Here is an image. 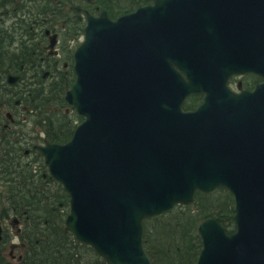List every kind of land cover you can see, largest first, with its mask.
<instances>
[{"label": "water", "instance_id": "water-1", "mask_svg": "<svg viewBox=\"0 0 264 264\" xmlns=\"http://www.w3.org/2000/svg\"><path fill=\"white\" fill-rule=\"evenodd\" d=\"M154 1L86 15L63 94L82 120L63 143L35 144L68 196L63 231L106 264H151L142 220L219 187L235 231L199 221L196 264H264V0ZM251 69L252 91L227 88ZM192 92L204 98L185 111Z\"/></svg>", "mask_w": 264, "mask_h": 264}, {"label": "flooded vegetation", "instance_id": "flooded-vegetation-1", "mask_svg": "<svg viewBox=\"0 0 264 264\" xmlns=\"http://www.w3.org/2000/svg\"><path fill=\"white\" fill-rule=\"evenodd\" d=\"M154 3V0H0V173L2 167L13 171L23 169L25 164L35 175L37 166L30 165L31 161L26 158L35 155L39 162L43 159L35 144L41 145L43 140H47L44 130L58 128L59 122L54 113V125L50 127L42 119L45 116L42 102L28 105L27 100L31 101L34 93L35 98H41L42 88L49 92L51 83L70 78L74 81L73 51L83 39L86 15L98 17L103 11L111 21ZM63 37H68V40L64 41ZM52 39L55 42L51 44ZM62 41L66 42L63 47L60 45ZM74 41L76 43L70 46ZM9 74L17 77L14 82H8ZM262 81L260 73L252 69L241 74L232 73L226 79L227 88L235 92L242 89L252 91ZM203 98L202 92L189 93L182 100V106L185 111H190ZM45 108L46 111L62 113L73 110L67 102L61 108L54 104ZM19 181L21 178L19 180L16 175L0 174L2 189ZM10 198L5 193L0 196V200L6 199L4 203L8 205L7 212L0 213V251L6 256L4 251L7 247L9 262L21 264L26 248L23 240L26 232L23 215L26 211L10 207ZM234 229L233 221L226 233H233ZM12 238H16V242Z\"/></svg>", "mask_w": 264, "mask_h": 264}, {"label": "trees", "instance_id": "trees-1", "mask_svg": "<svg viewBox=\"0 0 264 264\" xmlns=\"http://www.w3.org/2000/svg\"><path fill=\"white\" fill-rule=\"evenodd\" d=\"M72 82V79H68L65 81H57V83H51L50 90L42 88V95L40 101L43 106L46 105H56L58 108L63 107L66 102L62 98V94L64 93L63 87H67ZM48 105V106H49ZM45 120L50 127L54 125L52 123V116L54 112L43 110ZM73 113V117H76L78 121L81 120V117L76 111L72 110L71 115ZM61 119L58 121V128H46L44 130L46 134V138L49 142H58L63 143L68 137L72 135V130L76 122H72L69 118L64 117V113H62ZM63 119V120H62ZM44 121V122H45ZM3 161V160H2ZM1 161V162H2ZM7 167V165H4ZM44 167V166H43ZM2 172L0 174H11L16 175L21 178L19 183L11 184L10 186H5L3 189L0 187V196L4 195V193L11 197L8 201L9 206L13 207L17 210H25L26 213L23 215V219H25L24 223V233L23 240L26 241L25 254L23 255V262L21 264H106L104 258H100L93 248L86 246L83 243H78L75 238H73L72 234L69 232H64L62 228V221H64L63 215L68 211L67 199L68 196L62 190V186L54 179L48 176L47 182L50 181L55 186L56 190L52 191L50 186H43L44 188L41 190L38 184L36 183L35 175L33 176L29 171V166L23 165V169H16L10 171V169L2 167ZM18 168V167H17ZM42 172H46L45 168L41 169ZM18 180V178H15ZM13 179L10 182H12ZM54 190V189H53ZM205 192L197 191L194 194L195 203L197 198L200 196H204ZM0 213L7 212L8 205L6 199L0 200ZM181 209L171 222H165L164 227L166 230V240L165 243H155L152 244L150 242L149 234L145 226V221H151L147 218L142 220L144 224L143 227V245L145 246V250L150 256V261L154 263L155 258H162V260L166 257V260L170 262L181 261L184 258L183 254L180 253V246H177V243L174 242L173 237L176 236L177 230L181 233H186L188 235L186 246L188 248L189 245H193L190 243V239L196 237V234H191L189 230L186 229V225H188V215H191L189 205L186 204L182 206ZM221 213V214H220ZM224 212L217 211L215 216L218 215L223 220L222 215ZM163 214V216H165ZM162 216V217H163ZM214 216V215H213ZM162 217H153L154 220H159ZM227 221L223 220L222 226L228 231L229 230V215L227 216ZM152 219V220H153ZM185 226V227H184ZM182 229V231H181ZM199 243V242H198ZM1 245V242H0ZM200 245V244H198ZM1 247V246H0ZM195 245L192 247V253H195ZM155 255L153 254V251ZM184 251V248L182 249ZM192 254L194 255L196 254ZM188 258V257H187ZM194 259V258H193ZM165 260V261H166ZM188 260V259H187ZM186 260V261H187ZM0 264H12L9 260L3 255L0 251Z\"/></svg>", "mask_w": 264, "mask_h": 264}, {"label": "rangeland", "instance_id": "rangeland-1", "mask_svg": "<svg viewBox=\"0 0 264 264\" xmlns=\"http://www.w3.org/2000/svg\"><path fill=\"white\" fill-rule=\"evenodd\" d=\"M63 38H64V41L68 40V37H66V38L63 37ZM80 40H81V38H80ZM64 41H62L60 43V45H62V47L66 43ZM75 43H76V41H74L70 46H73ZM32 87L37 89L35 86H32ZM31 92H33V90H31ZM35 96L36 95L34 93L33 95H31V97H33V99L31 101L27 100L28 105H31V103L33 105H35L34 103H36V104L41 103L40 98H35ZM48 105H46V104L44 106L42 105V109L43 110L46 109L45 106L48 107ZM58 112H54V113L56 114L55 117L59 121L61 119V116H63V114L60 111H58ZM67 115H68V112L64 113L65 118L68 117ZM68 118L70 121L76 122V124L78 122H80V121H78V119L76 117H73V113L71 115H69ZM39 143H41V141H39ZM26 160L31 161L30 165L37 166V168L35 169V178H36L35 181L38 184V186L40 187V189L42 190L44 188L43 186H45V184H47V186L51 187L52 191H55L56 188L52 184V182H50V181L47 182V179H48V176H46L47 172L44 173L41 171V168L42 169L45 168V171H47L46 170L47 167H46V165H43L42 160L40 162L38 161V159L36 160L35 155L27 156ZM197 191H199V190H197ZM193 199H194V195H193ZM197 201H198V203H195V200H194L193 204H188L191 212H186V213L191 214V215H188V221H187L188 225H186V229L189 230L191 232V234H193V235L197 233L195 238L190 239V243L193 245L192 246L189 245L188 248L186 247L188 245V243H187L188 235L186 234V233H188L187 231H186V233L183 234V233L179 232V230H177L176 236L173 237V239H174L173 241L177 243V246H180L178 249H180V253H182L184 256V258L182 259V262L181 261L170 262L169 260L167 261L166 257H165L163 260H162V258L161 259L155 258L156 264H193L196 260L197 255H198L199 247L201 246L199 233L196 231V225H198L199 221L206 218V216L211 217L214 215L213 217H216V216H218V215L215 216L216 212L217 211L220 212V210H221V212L225 213L224 215H222L223 220L227 221V219H228L227 216L229 215V220H230L229 226L232 227L233 219H231V216H232V213L234 211V209H233V202L234 201H233V198L228 193L227 189H223V188L218 187L212 193L205 192L204 196H200L197 198L196 202ZM184 205H186V204H184ZM184 205L176 204L173 206L171 211L167 212L165 216H163V217L161 216L162 218H159V220H154V219L152 220L151 219V221H148V222L145 221L144 222L145 226H147L146 229H147L148 234H149L148 239L150 240V242L152 244L158 243V241H159V243H165V240H166V233L165 232H166V230H168L166 227H164L165 222H167V221L171 222L174 218V215H176L181 209H183L182 206H184ZM63 217H64V215H63ZM148 220H150V219H148ZM220 220H221V222H223L221 217H220ZM8 229H10V226ZM181 231H182V229H181ZM12 240L16 242V238H12ZM198 244H200V245H198ZM194 245H195L194 248H195L196 254L193 251V253L195 254L193 257L192 256V254H193L192 253V247ZM183 248H184V251H182ZM152 251H153V254L155 255L154 250H152ZM4 252H6L5 257H7L9 255L7 253V247L5 248ZM15 254H17L16 250H15ZM153 264H155V263H153Z\"/></svg>", "mask_w": 264, "mask_h": 264}]
</instances>
